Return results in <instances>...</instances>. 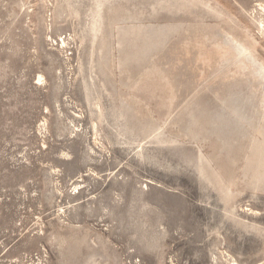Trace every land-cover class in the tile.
<instances>
[{
    "label": "rangeland",
    "instance_id": "1",
    "mask_svg": "<svg viewBox=\"0 0 264 264\" xmlns=\"http://www.w3.org/2000/svg\"><path fill=\"white\" fill-rule=\"evenodd\" d=\"M263 188L264 0H0V264H264Z\"/></svg>",
    "mask_w": 264,
    "mask_h": 264
},
{
    "label": "bare ground",
    "instance_id": "2",
    "mask_svg": "<svg viewBox=\"0 0 264 264\" xmlns=\"http://www.w3.org/2000/svg\"><path fill=\"white\" fill-rule=\"evenodd\" d=\"M228 19V18H227ZM206 176V175H205ZM262 186V185H261ZM264 189V188H263Z\"/></svg>",
    "mask_w": 264,
    "mask_h": 264
}]
</instances>
